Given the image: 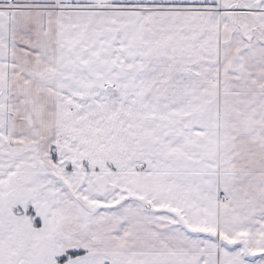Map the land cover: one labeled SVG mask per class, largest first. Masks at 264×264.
<instances>
[{"label":"snow or ice","instance_id":"1","mask_svg":"<svg viewBox=\"0 0 264 264\" xmlns=\"http://www.w3.org/2000/svg\"><path fill=\"white\" fill-rule=\"evenodd\" d=\"M0 264H264V0H0Z\"/></svg>","mask_w":264,"mask_h":264}]
</instances>
